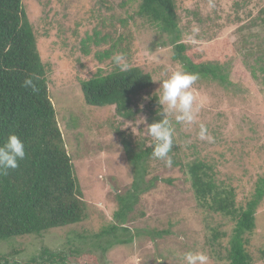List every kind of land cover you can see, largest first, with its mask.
Instances as JSON below:
<instances>
[{"label":"rangeland","instance_id":"1","mask_svg":"<svg viewBox=\"0 0 264 264\" xmlns=\"http://www.w3.org/2000/svg\"><path fill=\"white\" fill-rule=\"evenodd\" d=\"M22 1L89 214L82 222L2 241L0 251L20 264L34 257L42 261L44 249L67 256L69 264H184L181 256L188 251L204 252L209 264H226L234 221L197 204L187 165L206 162L218 183L236 189L243 205L260 183L264 187V0H177L180 41L187 46L181 60L175 58L173 38L138 15L142 0ZM194 28L199 31L193 33ZM118 53L154 80L135 98L132 118L120 116L115 106L87 105L82 93V81L118 68L113 61ZM200 63L220 65L227 81L197 75L190 89L199 108L196 121L183 125L170 117L172 166L152 152L142 160L137 168L145 174L135 211L126 223L119 222L116 236L102 235L115 221L118 195L133 190L137 176L125 142L134 153L153 151L148 135L152 95L160 94L161 81L173 71L195 74L185 66ZM200 124L211 140L199 138ZM256 224L255 234L247 235L248 250L253 264H264V195ZM213 228L224 236L211 247ZM131 237L115 244L116 238Z\"/></svg>","mask_w":264,"mask_h":264},{"label":"trees","instance_id":"2","mask_svg":"<svg viewBox=\"0 0 264 264\" xmlns=\"http://www.w3.org/2000/svg\"><path fill=\"white\" fill-rule=\"evenodd\" d=\"M138 15L168 33L176 43L175 58L185 59L187 46L180 41L177 0H142ZM185 68L201 77L213 76L227 81L218 64H189ZM29 77L33 78L38 92L34 93L31 88L23 86ZM153 84L150 73L138 66H131L126 72H121L119 68L106 74L97 72L90 79L82 81V93L87 105L115 106L120 116L132 118L135 98ZM49 85L48 69L42 60L24 2L0 0V144L6 141L9 134L15 133L24 142L26 151L17 169L0 175V242L26 235H40L53 228L82 222L89 214L88 202L76 175L73 158L65 146L49 95ZM158 96L152 95L148 105L149 125L162 118L158 115ZM124 149L136 168L152 152L147 148L134 153L136 149L129 141L125 142ZM144 170L137 168L133 190L126 195H118L120 207L113 214L115 221L102 235L116 236L120 229L119 222L126 223L129 215L135 211L140 200L138 188ZM211 170V166L201 160L187 165L197 204L234 221L229 246L226 247V264H253L247 235L255 234L256 214L264 187L260 183L253 198L243 205L237 200L236 189L218 183ZM121 228L127 230L124 225ZM212 236L209 240L211 247L224 235L213 228ZM131 239L116 238L115 244H125ZM260 252L264 258V247ZM41 258L44 259L38 261L34 257L26 264H45L46 260L50 264L70 262L67 256L47 249L43 250ZM14 260L12 254L6 255L0 251V264H20Z\"/></svg>","mask_w":264,"mask_h":264},{"label":"clouds","instance_id":"3","mask_svg":"<svg viewBox=\"0 0 264 264\" xmlns=\"http://www.w3.org/2000/svg\"><path fill=\"white\" fill-rule=\"evenodd\" d=\"M198 31L197 28L193 29V33ZM113 61L121 72L129 70L130 65L123 54H115ZM197 78V74L176 70L160 83L158 115L162 118L148 126V135L154 144L151 156L154 159L165 161L168 167H171L173 163L169 153L173 149L175 138V129L170 117L174 116L176 123L183 125H191L196 121L199 108L194 106L195 98L190 89ZM23 86L31 88L34 93L39 91L32 77L25 79ZM199 138L201 140L212 139L204 124H200ZM25 156L24 142L17 134H9L6 141L0 144V175H7L9 170L17 169L19 162ZM181 259L184 264H209V257L201 251L185 252Z\"/></svg>","mask_w":264,"mask_h":264}]
</instances>
